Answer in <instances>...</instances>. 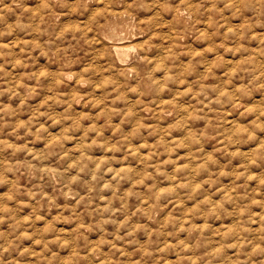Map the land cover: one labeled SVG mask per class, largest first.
Segmentation results:
<instances>
[{"label": "rangeland", "instance_id": "1", "mask_svg": "<svg viewBox=\"0 0 264 264\" xmlns=\"http://www.w3.org/2000/svg\"><path fill=\"white\" fill-rule=\"evenodd\" d=\"M124 1L0 0V264H264V0Z\"/></svg>", "mask_w": 264, "mask_h": 264}, {"label": "bare ground", "instance_id": "2", "mask_svg": "<svg viewBox=\"0 0 264 264\" xmlns=\"http://www.w3.org/2000/svg\"><path fill=\"white\" fill-rule=\"evenodd\" d=\"M95 1H96V0H95ZM101 1H102V0H101ZM103 1H105V0H103ZM111 1H112V0H111ZM126 1H127V0H126ZM126 1H124V2H126ZM99 2H100V1H99ZM107 2L111 3L110 1H106V3H107ZM114 2H115V1H113V5H115ZM104 3H105V2H104ZM104 3H103V4H104ZM41 4H42V3H40V6H42ZM44 4H45V3H44ZM48 4H49V3H47V5H48ZM111 4H112V3H111ZM38 5H39V4H38ZM45 5H46V4H45ZM45 5H44V6H45ZM99 5H101V4L99 3ZM104 5H105V4H104ZM123 5H124V4H123ZM125 5L127 6L126 3H125ZM102 6H103V5H102ZM106 6H107V5H106ZM37 7H38V6H37ZM108 7H109V6H108ZM111 7H112V5H111ZM116 7H117V6H116ZM124 7H125V6H124ZM124 7H123V8H124ZM42 8H44V7H42ZM110 9H111V8H110ZM117 9H118V7H117ZM117 9H115V10H117ZM120 9H121V8H120ZM120 9H119V11L121 12V14H120V13H119V14L122 15V12H123V11H121ZM45 10H46V9H45ZM122 10H123V9H122ZM43 11H44V10H43ZM119 11H116V12H119ZM102 12H104V11L102 10ZM105 12H106V14H110V13H107V11H105ZM109 12H111V11H109ZM180 12H182V11H180ZM114 13H115V12H114ZM103 14H104V13H103ZM123 14H125V13L123 12ZM43 15L45 16V14H43ZM120 15H119V16H120ZM114 16H115V14H114ZM122 16H123V15H122ZM104 17H105V16H104ZM107 18H108V17H107ZM107 18H106V19H107ZM107 21H108V20H107ZM148 24H150V22H149ZM154 24H155V23H154ZM152 30H154V29H152ZM154 31H155V30H154ZM154 35H155V33H154ZM154 35H152V36H154ZM97 37H98V36H97ZM98 38H99V37H98ZM98 38H97V39H98ZM101 39H102V38H101ZM101 39H100V40H101ZM104 41H105V40H104ZM144 42H146V41H144ZM144 42H143V43H144ZM101 43H102V42H101ZM120 43H121V42H120ZM107 44H108V43H107ZM115 45H116V44H115ZM118 45H119V43H118ZM158 45H160V44H158ZM158 45H157V47H158ZM169 45H170V44H169ZM111 46H112V45H111ZM123 46H124V45H123ZM123 46H122V47H123ZM153 46H154V45H153ZM112 47H113V46H112ZM114 47H118V46H114ZM120 47H121V44H120ZM127 47H128V46H125V48H127ZM168 47H169V46H168ZM154 48H156V47L154 46ZM159 48L162 50L161 47H159ZM165 48H166V45H165ZM144 49H145V48H144ZM141 50H143L142 47H141ZM161 50H160V55H161ZM144 51H145V50H144ZM165 51H166V50H165ZM152 52H153V51H152ZM156 52H157V49H156V51L154 52V53H155L154 55H158V54H156ZM166 52H167V51H166ZM168 53H169V52H168ZM145 56H146V55H145ZM145 56H143V57H145ZM151 56H152V53H151ZM151 56H150V57H151ZM155 57H156V56H155ZM162 57H163V56H162ZM146 58H147V57H146ZM148 59H149V58H148ZM153 59H154V58H153ZM150 60H152V59H150ZM153 62H154V61H153ZM151 63H152V62H151ZM151 63H150V64H151ZM154 63L157 64L158 62L155 61ZM156 64H153V65H156ZM148 65H149V64H148ZM132 66H133V65H132ZM123 67H124V66H123ZM123 67H122V68H123ZM125 67H126V66H125ZM129 67H130V65H129ZM127 68H128V67H127ZM132 68H133V67H132ZM132 68H131V69H132ZM129 69H130V68H129ZM134 70H135V69H134ZM80 81H81V80H80ZM80 81H79V82H80ZM130 104H131V103H130ZM235 105H236V104H235ZM260 140H261V139H260ZM260 140H259V141H260ZM254 143H255V142H254ZM261 143H262V142H261ZM248 148H249V147H248ZM253 148L256 149V147H253ZM257 148H258V147H257ZM255 149H254V151H255ZM245 150H246V149H245ZM245 150H244V151H245ZM250 150H251V149H250ZM250 150H249V151H250ZM252 150H253V149H252ZM252 150H251V151H252ZM254 151H253V152H254ZM244 153H245V152H244ZM255 153H256V152H255ZM250 154L252 155V154H254V153H250ZM250 154H249V155H250ZM247 157H248V156H247ZM145 207H147V206H145ZM225 254H226V253H225ZM223 256H224V255H223ZM227 256H228V255H227ZM223 258H225V257H223ZM227 258H228V257H227ZM232 259H233V258H232ZM222 260H223V259H222ZM224 260H225V259H224ZM224 260H223V261H224ZM227 261H228V259H227ZM193 262H194V261H193ZM193 262H192V263H193ZM194 263H195V262H194ZM213 264H214V263H213ZM233 264H234V263H233Z\"/></svg>", "mask_w": 264, "mask_h": 264}]
</instances>
